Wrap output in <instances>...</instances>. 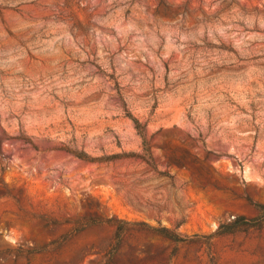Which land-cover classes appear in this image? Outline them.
Masks as SVG:
<instances>
[{
    "label": "rangeland",
    "instance_id": "rangeland-1",
    "mask_svg": "<svg viewBox=\"0 0 264 264\" xmlns=\"http://www.w3.org/2000/svg\"><path fill=\"white\" fill-rule=\"evenodd\" d=\"M2 188L0 264H264V0H0Z\"/></svg>",
    "mask_w": 264,
    "mask_h": 264
},
{
    "label": "trees",
    "instance_id": "trees-1",
    "mask_svg": "<svg viewBox=\"0 0 264 264\" xmlns=\"http://www.w3.org/2000/svg\"><path fill=\"white\" fill-rule=\"evenodd\" d=\"M80 158V157H79ZM0 196H10L9 192L4 188L0 189ZM13 200L18 203V196L12 197ZM258 215L254 219H245L243 217H238L230 220L225 224H221L218 226L215 235L223 236L235 233H245L252 230H261L264 229V206H257ZM125 224L118 225L116 229V242H120V236L125 231ZM144 226V225H142ZM153 234L158 235L164 239H167L173 243L183 242L185 239L178 237L173 231L164 228H152L147 227ZM26 253H30V251H26ZM16 254L21 255L24 254L21 251H17Z\"/></svg>",
    "mask_w": 264,
    "mask_h": 264
}]
</instances>
